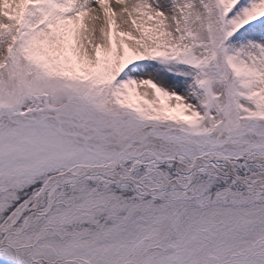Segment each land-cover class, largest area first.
Returning <instances> with one entry per match:
<instances>
[{"label": "snow or ice", "instance_id": "obj_1", "mask_svg": "<svg viewBox=\"0 0 264 264\" xmlns=\"http://www.w3.org/2000/svg\"><path fill=\"white\" fill-rule=\"evenodd\" d=\"M0 264H264V0H0Z\"/></svg>", "mask_w": 264, "mask_h": 264}]
</instances>
